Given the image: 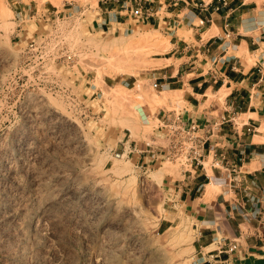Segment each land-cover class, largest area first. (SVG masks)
<instances>
[{
    "label": "rangeland",
    "instance_id": "1",
    "mask_svg": "<svg viewBox=\"0 0 264 264\" xmlns=\"http://www.w3.org/2000/svg\"><path fill=\"white\" fill-rule=\"evenodd\" d=\"M22 1L35 19L0 0V264H195L200 231L224 225L230 202L218 143L248 116L223 112L215 78L188 104L204 67L176 44H196L193 31L101 28L98 0ZM69 4L73 17H42ZM262 52L231 53L250 68ZM245 247L243 264H264V248Z\"/></svg>",
    "mask_w": 264,
    "mask_h": 264
},
{
    "label": "crops",
    "instance_id": "2",
    "mask_svg": "<svg viewBox=\"0 0 264 264\" xmlns=\"http://www.w3.org/2000/svg\"><path fill=\"white\" fill-rule=\"evenodd\" d=\"M124 1L126 0H122ZM148 1L146 7L152 10V14L151 18L145 19L148 21L147 25L158 24L159 27L162 24L166 27L183 25L189 27L194 33L196 44L192 43L188 48H182L185 41H179L176 44L177 51L187 52V49H190L194 52L192 56L195 60L190 63V66L195 65L192 69L199 71V66L204 67V72L197 74L192 84H189L192 92H188L191 97L188 104L192 105L193 100L197 101L196 97L201 96L199 92L202 89L212 87L207 85L208 78H215L213 82L215 85L223 84L220 90L226 87L229 91L225 95L226 105L223 112L229 114L237 112L238 116H248L242 126L235 125L233 130L227 127L228 129L224 130L222 143L218 144L223 148L228 147L230 149L226 150L229 152L228 156L240 165L242 161L239 155L245 150L243 171L254 176L258 184L264 186V130H261L264 127V52L260 54V60L250 68L245 66L241 58L231 53L242 49L249 54H256L264 47V5L259 7L254 0H228L227 5L220 0ZM100 20L111 26L110 29L115 26L119 30L125 27L130 28L132 23L136 24L129 17V12L120 4L110 5L107 11L101 10ZM200 23L207 25V28H199ZM226 32L231 33V42L234 41L235 46L224 49ZM203 36L208 38L203 40ZM199 57L201 61L203 59V62H207L205 66L201 65ZM209 63L211 68L205 72V67ZM212 69L213 72L210 73ZM175 78V74L169 77L172 84L179 83V80ZM218 144L215 147L219 146ZM209 174H213V171ZM215 180L218 179L215 178ZM224 191L225 197H230V202L224 206L227 215L230 204L234 203L237 198L227 186ZM184 194L188 192L184 191ZM225 220L226 223L221 227H217L216 223L208 224L200 231L195 248L200 250L199 254L202 257L195 264H243L245 246L253 248L257 246L260 250L264 248V243L260 246L257 238L253 239V236L244 234L239 235L238 232L243 227L239 221L230 219L228 215ZM219 232L222 233L221 238H219ZM218 240H222L221 245ZM234 241L238 248L236 252L230 253L227 246L229 242ZM260 242L264 241L260 239ZM212 246L215 248L205 252Z\"/></svg>",
    "mask_w": 264,
    "mask_h": 264
},
{
    "label": "built area",
    "instance_id": "3",
    "mask_svg": "<svg viewBox=\"0 0 264 264\" xmlns=\"http://www.w3.org/2000/svg\"><path fill=\"white\" fill-rule=\"evenodd\" d=\"M224 5H227L228 0H220ZM9 4L14 10L15 18L17 21L24 22L26 19L33 20L38 16L37 7L26 6L22 0H8ZM148 0H98V4L101 10L107 11L108 7L112 4H120L125 10L129 12V17L134 20L136 24L142 23L146 18L150 17L152 10L146 7ZM129 3V4H128ZM128 4V5H127ZM64 6L63 11L58 9L53 10L50 13V9L45 10L43 18L65 19L73 17L78 13V8L72 4L69 7ZM107 24L102 22L101 28H104ZM135 25V24H133ZM110 30L109 28H107ZM32 45L31 47H33ZM231 46V33L226 32L224 49ZM259 72L261 73L260 68ZM154 88H158V84H153ZM224 124V123H223ZM213 146H210V149ZM216 149V148H215ZM216 152V151H215ZM240 160L242 164H238L235 160L228 156V153L222 152L217 155L213 167L214 169L222 170L224 178L227 183V188L230 192L235 194L236 201L230 204L227 215L230 219L239 221L240 225L245 226L246 235L255 236L264 241V186L258 184L257 179L243 171V162L245 161V150L240 152ZM252 230V231H251ZM242 232V228H240ZM242 234V233H241ZM222 240H218L221 245ZM225 246V245H224ZM238 246L236 241L229 242L227 246L228 252H236Z\"/></svg>",
    "mask_w": 264,
    "mask_h": 264
},
{
    "label": "bare ground",
    "instance_id": "4",
    "mask_svg": "<svg viewBox=\"0 0 264 264\" xmlns=\"http://www.w3.org/2000/svg\"><path fill=\"white\" fill-rule=\"evenodd\" d=\"M63 2V0H57L56 3L58 2ZM247 121V120H246ZM241 123V122H240ZM242 126V124H240ZM208 172L211 173V169L208 167ZM206 188H207V194L209 195H212L210 193H214L215 192V189L218 188V182L216 180H212L209 184L206 185ZM193 242V238L192 239H189L186 243L188 244H192ZM194 248V247H193Z\"/></svg>",
    "mask_w": 264,
    "mask_h": 264
}]
</instances>
